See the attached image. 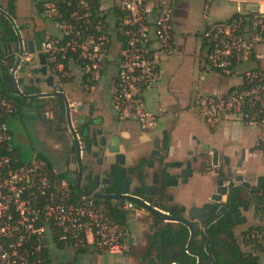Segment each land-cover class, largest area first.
I'll use <instances>...</instances> for the list:
<instances>
[{"label": "built area", "instance_id": "1", "mask_svg": "<svg viewBox=\"0 0 264 264\" xmlns=\"http://www.w3.org/2000/svg\"><path fill=\"white\" fill-rule=\"evenodd\" d=\"M230 1L237 6L235 16L208 20L201 32L207 65L234 78L224 93L201 97L193 105L210 128L222 121L264 124V0ZM177 3L44 0L41 13L56 32L40 41L39 52L60 84L77 77L83 89L92 93L107 78L116 119L134 121L142 131L154 130L158 116L146 105L144 92L159 83L161 62L173 55ZM21 39L22 55L13 54V64L7 59L2 62L10 65L9 73L18 57L19 68L32 57L27 54V40ZM22 94L18 87L16 96ZM14 111L0 88V264H72L62 258L59 246L73 252L80 248L122 254L127 235L95 202L93 193L71 190L44 159L20 160L2 120ZM122 209L134 211V204L126 202ZM257 239L264 249V238Z\"/></svg>", "mask_w": 264, "mask_h": 264}, {"label": "flooded vegetation", "instance_id": "2", "mask_svg": "<svg viewBox=\"0 0 264 264\" xmlns=\"http://www.w3.org/2000/svg\"><path fill=\"white\" fill-rule=\"evenodd\" d=\"M46 100L38 110L47 119L45 123L52 124L57 147L63 148L68 143V134L62 100L54 98L51 103ZM36 103L37 99L26 100L28 106ZM92 105L90 102L87 110L93 109ZM171 122L174 125L175 120ZM230 125L222 121L201 132L187 130L185 142L179 145L174 136L175 126L160 129L157 124L152 131L136 133L137 153L132 156L126 155L135 148L130 135L120 139L117 154L100 147L104 144L100 135H109L111 131L100 126L93 130V139H81V174L73 143L57 168L71 180V188L79 180L81 191L86 193L94 191L97 196L113 198L129 196L163 215L188 219L190 213L204 221H190L198 226L199 233L193 238L189 252L188 230L181 223L159 222L142 211L136 219L145 229L141 233L145 246L140 252L150 253L155 264L161 256L168 264H198L191 255L194 253L200 256V264H264L256 254L244 253L239 246L242 243L251 251L257 250V237L264 232V173L260 172L264 169V124H242L249 128L247 132L244 129L236 132ZM94 143L93 155L88 154L87 145ZM233 188L236 189L231 192ZM200 198L202 202L198 205L196 201ZM179 199L187 203L179 205L176 203ZM125 201L104 203L121 206ZM203 207L207 213L215 210L218 218L214 220V214L190 212ZM141 263L151 264L148 258Z\"/></svg>", "mask_w": 264, "mask_h": 264}, {"label": "crops", "instance_id": "3", "mask_svg": "<svg viewBox=\"0 0 264 264\" xmlns=\"http://www.w3.org/2000/svg\"><path fill=\"white\" fill-rule=\"evenodd\" d=\"M43 1L44 0H35L34 7H35V11H36V16H34L33 18L29 17L30 19L33 20V23H35V27L31 32V36L24 38L27 41L33 40L32 39L33 36H35L37 38V40H38V47L37 48L38 49L37 50L35 49L36 54L40 53L39 52V45H40V41L42 40L43 36L45 35L46 37H51L56 32L54 24L52 22H50L49 20H47L46 18H44V16L42 15L41 12L38 13V11H37V3L41 2V4H42ZM226 1L233 4L230 0H226ZM178 2H179V0H178ZM31 3H33V2L31 1ZM212 3H213V0H209V4L211 5ZM177 4H176V6H177ZM15 5H16V1H15ZM175 7H174V10H175ZM236 7L237 6L235 5V11L229 17H231L232 15H234L237 12ZM40 8H41V5H40ZM173 13H174V11H173ZM22 17L27 18L28 16L23 15ZM229 17L224 18L222 20L228 19ZM44 21H47V23H49V24L46 25L44 23ZM207 21L208 20H206V22ZM210 21H219V20H210ZM173 30H174V27H173ZM46 34H48V35H46ZM173 42H174V47H173L174 48L173 55H174L175 49H176L175 31H174ZM200 49L204 50V58L203 59H204V63L206 65L207 69L213 70L207 65V63L205 61V55H206L207 49L203 43L202 37H201ZM173 55L171 57H169L168 59H166L165 61L161 62V65L162 64L167 65L169 63V60L173 57ZM31 56L32 57H29L30 62L29 63H26V62L23 63L21 65V67L19 69H17L15 72V79L16 80L18 78V75H17L18 71H20L22 73L21 74L22 75L21 80L23 81V83L21 84V86H20V84H18V87L24 91L25 87L32 86V87H35L36 89L39 90L38 93H45V94L46 93H52V92L64 93V95L68 101V104H69L70 124L72 126V129L77 134L80 146H81V139L82 138H86L88 136H91V133L93 130H95L97 127L103 126L105 128V130H111L110 133H114V132L118 133L119 132L120 134L125 135L126 137L128 135H130L131 136L130 140L133 143L135 148H132L131 151L126 152V155L127 156L136 155V153H137V150H135L137 148V146H135L136 145V133L138 131H141V132H149V131H142L139 128L138 124L134 121L119 122L116 119V117L112 111V108H111V114H110V116H108V114H106L102 110L101 93H100L101 91L97 92L98 95L95 94L96 91H94L92 93L86 92L83 89V87L80 84V81L77 77H72L67 82L60 84L58 79L50 74L48 67L46 66V58H45L46 76L42 77L38 73V70L41 68L39 59L37 58L36 55H31ZM161 65H160V78H161ZM214 72H216V71H214ZM216 73L218 74V72H216ZM219 74H221V73H219ZM47 77H51V80H52V86L51 87H49L47 85V83L45 82V79ZM229 79L232 81L229 82ZM30 80H32V82H30ZM103 80H107V83H108L107 78H104ZM224 80H225V85L222 87L221 92H219L217 94L224 93L227 90V88L234 82L233 77L227 76V75H222L221 82H220L221 85L224 82ZM36 82H38V86L35 84ZM160 82H161V79L155 87L144 92L145 103H146V98L153 96L152 95L153 91L157 90V92H159ZM65 87L69 88V92H66L64 90L62 91V89H64ZM104 87H105L104 90L106 91L107 96H108V100L110 102L109 94H108L106 85ZM98 88H99V86H98ZM98 88L96 90H98ZM77 89L79 90L80 93L78 95L76 94V96H75L74 93H75V90H77ZM30 95H34V93L26 95V96H30ZM27 99L32 100L30 98H22V102H21L22 106L20 107L18 113H16L14 111L15 112L14 115L12 114L11 116H9L5 119L7 127L11 133L13 147H14L17 155L19 156L20 160L23 162H30L34 158L44 159L51 169H53L55 172H57L62 177H64L69 183H72L71 180H69L65 176V174L61 171V169L57 168V166L60 165L63 158L65 156H67V152H68L67 149H68L69 145H71L73 143L72 138H71L69 131L67 129V123H66V130H67V134H68V137H67L68 143H65L63 148H59L56 145V140L54 137L52 124H46L45 122L47 119L42 118L43 117L42 111L38 110L40 108L41 103H44L45 101H47L46 99H49V101L51 103V100L54 98H38L37 99L38 104L36 103L35 105H31V106L26 105ZM90 102H92V104H93L92 105L93 109L87 110V106ZM146 105H147V103H146ZM110 107H111V105H110ZM156 115L158 116V123L157 124H159L158 127L160 129L171 128V126H175L174 136H175V140L178 141L179 145H183V143L185 142V140H186L185 134H186L187 130H192L194 132H201L200 130H202L198 126L199 124L197 122L189 121V122L185 123L186 122L185 121L184 123H181L175 119V117H176L175 115L171 116L170 113H167V111H165L163 109H160ZM45 118H47V114H45ZM174 120H175L174 125H172L171 121H174ZM132 123H134L136 125V127H137L136 130H133L134 128H132V127L131 128L128 127V125L132 124ZM228 124H232V123H228ZM112 125L115 127L112 128ZM204 126L206 127L205 129L210 128V127L206 126V124H204ZM83 127H86L88 129V132L85 133L83 137H81L80 132H81ZM126 137H125V139H126ZM122 144L123 143L121 140L120 152H122ZM33 149H35V152H33L31 160L24 161L23 160L24 151H27V150L29 151V150H33ZM260 172L263 174L264 169L261 168ZM73 187L74 188L71 190H73L74 192H77L75 189V185ZM77 193H80V192H77ZM92 193L95 196V202L98 205H101L109 213V215L112 216V219L114 220V222L116 224H118L122 229H124V231L127 235V239H126L127 248L120 255H108V254L95 252L92 249H85V253L78 255L77 257L75 255V252H73L69 249H65V250H62V253H61V256H63L62 258L68 259L69 261L70 260L71 261L76 260L77 264H98V262H99V264H101L102 256L107 255V256H120L121 259L118 261L119 264H142L139 261V257L141 256L140 250H141V247L145 246L146 240L144 238H142L141 233L145 232V229H142L136 220L137 217L142 213V210L140 208H138L134 203H133L134 204V211L133 210L127 211V210L122 209V206L124 205V203L130 202L127 200L121 206L110 205L111 206L110 208H112L118 212H121L122 214L125 215L124 220H123V224H121L120 222L117 221V219H115V216L110 213V208H108V206H106V204L104 203L105 200L98 199L96 197L94 191H92L89 194H92ZM81 194H83V193H81ZM196 202L199 205L202 202V198L197 199ZM176 203L179 205H184L187 202L184 199H179L176 201ZM130 223H134V227H133L134 232L130 228ZM260 236H262L264 238V232H262L260 234ZM256 244H257L256 245L257 250H258V247H260L261 248L260 250L262 251L263 248L259 245L258 239H257ZM246 245H248V244H246ZM263 251H264V249H263ZM263 255H264V253H263ZM109 264H115V263L109 262Z\"/></svg>", "mask_w": 264, "mask_h": 264}, {"label": "rangeland", "instance_id": "4", "mask_svg": "<svg viewBox=\"0 0 264 264\" xmlns=\"http://www.w3.org/2000/svg\"><path fill=\"white\" fill-rule=\"evenodd\" d=\"M6 2L7 0H1L2 9L0 10L2 12H4L3 8H5ZM34 2L35 0H16L14 16H9L14 22V25L17 26V30L22 38L30 37L35 27V23L30 19L36 16ZM234 11L235 4H231L226 0H213L211 5L209 4V0H179L173 13V27L176 41L175 54L167 65H161L159 92L157 90L153 91V96L149 97L150 99L146 98L148 108L153 113L157 114L160 109H163L167 113H170L171 116L175 115V119L181 123L193 121L199 124L198 126L202 129L200 131L206 128L199 115L193 110V105L201 97L221 92L222 87L225 85V80L221 85L222 75L207 69L203 59L204 50L200 49V34L204 29L206 20H222L229 17ZM23 15L28 17L23 18ZM44 23L46 25L49 24L47 21H44ZM0 32H3V22H0ZM44 37L46 36L44 35ZM32 39L34 47L37 50L38 40L35 36ZM21 74L18 71L17 82L20 86L23 83ZM231 81L229 79V82ZM106 83L107 80H102L98 90H95V94L98 95L97 92L101 91L102 110L110 116V102L104 90ZM35 84L38 86V82ZM63 90L69 92V88L67 87ZM79 93L77 89L74 95L76 96ZM128 127L134 128L133 130L137 128L134 123L129 124ZM230 127L236 131L240 128L244 129V132H247V129H249L239 122H233ZM33 152H35V149L24 151L23 160H31ZM133 227L134 223H130L132 231L134 230ZM255 245L257 244L255 243ZM239 246L242 252L254 253L259 259L264 260V251L263 249L261 251L260 247H258V250L251 251L249 246H245L242 243H239ZM120 259V256L103 255L101 264H109V262L119 264L118 261Z\"/></svg>", "mask_w": 264, "mask_h": 264}, {"label": "water", "instance_id": "5", "mask_svg": "<svg viewBox=\"0 0 264 264\" xmlns=\"http://www.w3.org/2000/svg\"><path fill=\"white\" fill-rule=\"evenodd\" d=\"M0 15H3L6 17V19L12 24V27L17 35V40H18V56H21L23 53V46H22V39L20 37V35L18 34V31L16 29V26L14 25V22L12 21L11 17L7 16L5 12H2L0 10ZM26 50H27V54L29 55H36L37 58L40 61V65L41 68L38 70V73L42 76L45 77L46 76V67H45V56L42 53H35V47H34V42L33 40H28L26 41ZM108 60H110V57H108ZM7 61L9 62V64H13L14 62V55H11L10 57L7 58ZM20 57H18L15 60V63L13 65V70L10 73V77L12 80V84L13 87L15 89V91H18V86H17V81L15 79L14 73L17 70V68H19L20 66ZM45 82L47 83V85L49 87L52 86V80L51 77H47L45 79ZM23 98H30V99H38V98H60L62 100V106L64 108V115L66 117V123H67V129L69 131V134L72 138L73 144H74V154H75V158L77 161V165H78V169H79V174H81L82 171V164H81V157H80V144H79V139L77 137L76 132L72 129V126L70 124V118H69V104L68 101L64 95V93L62 92H52V93H38V94H34V95H30V96H22ZM88 132V129L86 127H83L81 132H80V136L83 137L85 133ZM93 133H91V136L86 137L87 140H91L93 139L95 136V132L92 131ZM100 138H102L104 140V144L103 145H99L100 147H103L104 149H106L109 153L111 154H117L118 153V145H119V141L121 138H123L122 134H117V133H109V135H100ZM96 146V143L94 144H88L87 148H86V152L88 154H91L92 148ZM262 148L258 149L261 150ZM93 155V153H92ZM186 169H187V165H186ZM75 189L77 192L83 193V194H89L86 192L81 191L80 189V183L79 180L76 181L75 183ZM236 188L231 189V192L233 190H235ZM96 197L98 199L101 200H118V199H123V200H127L130 201L132 203H134L138 208H140L142 211L148 213L150 216L154 217L157 221L162 222L164 220H170V221H177L179 223H181L187 230H188V234H189V239L187 241V245H186V250L191 252V242L193 240V238H195L198 233H199V228L198 226H196L194 223H190V221H195V222H204L202 221L200 218H197L195 216H191V214L189 213L188 219H184L183 217H173V216H167V215H163L161 214L157 209H154L150 206L144 205L141 201L133 198V197H129V196H123V197H117V198H113V197H105V196H97ZM193 211L197 212L200 211L202 213H204L206 216L209 215H215V219L216 220L218 217V213H216L215 210H213L212 212H205V207L201 208V209H192L190 210V212L192 213ZM215 211V213H214ZM213 220V221H214ZM158 225V224H157ZM156 225V226H157ZM160 228V227H159ZM209 234L206 233V236H208ZM161 252H163V247L161 246ZM208 253V252H207ZM192 256L197 258V263L200 264L201 259L200 256L198 255V253H194L191 254ZM209 259L212 260L211 256L209 255ZM146 258H148L149 262L151 264H155L153 259L151 258V254H141V256L139 257V261L143 262ZM158 264H168L166 262H164L162 256L160 257V260L158 261Z\"/></svg>", "mask_w": 264, "mask_h": 264}, {"label": "trees", "instance_id": "6", "mask_svg": "<svg viewBox=\"0 0 264 264\" xmlns=\"http://www.w3.org/2000/svg\"><path fill=\"white\" fill-rule=\"evenodd\" d=\"M15 1L16 0H7L5 8H3L4 12L7 16H14L15 11ZM41 2L37 3V11L38 13L41 12L40 8ZM0 9L1 7V0H0ZM235 16V15H233ZM0 22H3V32H0V88L2 89L3 94L7 97V99L12 102L14 106V110L18 113L20 107L22 106V96H26L29 94H37L39 92L38 89L35 87H25L22 95L16 96V91L13 87L12 80L9 73L10 65L5 66L3 65V61L10 57L11 55L15 54L18 51V40L17 35L12 27V24L8 22L5 16L1 15ZM24 100V99H23ZM13 113V115L15 114ZM5 121V119H2ZM73 189V188H71ZM108 208H110V204H106ZM110 213L115 216L118 222L123 224V220L125 215L121 212H118L112 208H110ZM59 250H64L63 247L59 246ZM76 257L85 253L84 249L77 248L75 249ZM72 264H77L76 260L72 261Z\"/></svg>", "mask_w": 264, "mask_h": 264}]
</instances>
